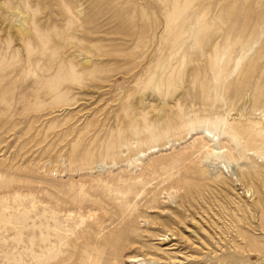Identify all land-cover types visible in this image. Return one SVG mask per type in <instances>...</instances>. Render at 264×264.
<instances>
[{
  "label": "rangeland",
  "instance_id": "obj_1",
  "mask_svg": "<svg viewBox=\"0 0 264 264\" xmlns=\"http://www.w3.org/2000/svg\"><path fill=\"white\" fill-rule=\"evenodd\" d=\"M0 264H264V0H0Z\"/></svg>",
  "mask_w": 264,
  "mask_h": 264
},
{
  "label": "bare ground",
  "instance_id": "obj_2",
  "mask_svg": "<svg viewBox=\"0 0 264 264\" xmlns=\"http://www.w3.org/2000/svg\"><path fill=\"white\" fill-rule=\"evenodd\" d=\"M207 132H208V137H211L212 139H214V136H215L214 131L208 129ZM212 139H211V140H212ZM215 141H217V140H215ZM209 148H211V149H209ZM207 149L210 150V153H212V154H214V155H217V154L220 153V151L218 150V148H217V147L215 148L214 146H212V144L208 145ZM217 151H218V152H217ZM221 152H222V151H221Z\"/></svg>",
  "mask_w": 264,
  "mask_h": 264
}]
</instances>
